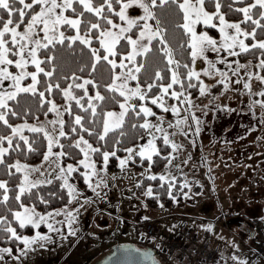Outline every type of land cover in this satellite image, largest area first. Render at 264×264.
Masks as SVG:
<instances>
[{
    "label": "snow or ice",
    "instance_id": "1",
    "mask_svg": "<svg viewBox=\"0 0 264 264\" xmlns=\"http://www.w3.org/2000/svg\"><path fill=\"white\" fill-rule=\"evenodd\" d=\"M169 3L174 4L182 13L179 27L187 34L186 43L190 48L191 63L182 64L181 60L176 59L172 47L165 38V30L161 27L156 6L157 4L166 6ZM134 6L142 9V14L130 15L129 12ZM213 6L214 10H209L207 0H0V80L12 82L6 86L0 84V123L6 126V134L0 133V164L5 165V174L8 177L14 175L13 169L19 174L15 183L9 179H0V203L6 206L5 214L0 215V240L19 242L15 248L10 245L0 246V260L14 257L16 261H20L21 256L28 255L29 249L47 247V241L52 238L50 233H58L62 241L68 239L69 234L72 236L77 234L73 225L77 221L78 209L83 205L77 201L75 208L65 204L61 208H51L49 211L41 212L36 203H25L26 199L39 200L45 205L49 203L43 195L38 193L34 195L33 190L38 189L39 185H50L53 179L58 178L62 181L60 188L67 191L68 201L71 202L79 197V200L88 203L91 198L83 195V189L69 180L73 172H81L79 166H83L81 174L87 188L98 195H103L100 189L109 186L106 176L110 157L118 160L122 170L130 168L137 160L141 165L146 160L148 169H151L155 164L154 157L158 155L165 156L168 166L171 165L173 152L162 150L156 137L162 136L164 145H171L172 149H176L178 145L170 139L163 115L157 116L155 123L148 119L150 115L156 113L145 102L150 100L159 109L168 111L170 108L173 114L178 115L179 105L192 106V95L185 90L186 82L188 88L193 87L192 78L198 82L201 94L207 93L212 87L202 79L201 74L215 76L219 73L220 80L216 83H223L224 87L228 88L230 73L218 68L216 63L205 54L206 49L211 48L217 52L216 60L223 61L231 69V73L236 75L237 81L241 79V69L247 68L251 62L242 64L237 59L233 64L225 56L220 55V52L237 56L239 53H248L249 50L255 52L258 49L259 59L255 63V69L264 70V38H258L257 35L258 29L264 33V0H250V2L244 0L242 6L238 5L236 0H232L228 7L230 11L242 14V19L238 20L226 18L222 10V0H213ZM69 9L71 14H66V10ZM87 14L91 15L86 18ZM214 19H218V23H214ZM151 20H155V24L150 22ZM201 22L217 28L219 37L210 35L206 30L198 31L197 24ZM157 38L161 44L159 51L165 53L164 59L167 61L165 67L170 72L166 83L163 82L166 78L165 73L159 66L155 67L154 74L148 75L146 80H142L140 76L142 70L146 69L148 61L139 57L149 53L153 41ZM245 38H250L251 42H247ZM77 41L83 46L81 54L85 48L88 50L93 72L98 63L106 62L109 74L102 83L103 92L100 90L101 81L89 75H78L76 71H72L70 76L54 77V70L57 68L54 54L57 45H66L75 51L74 42ZM198 57H202L206 62L205 67L199 69L196 67ZM9 65H14L18 71H11ZM29 65L34 66V69L29 70ZM48 65H51L50 69ZM83 67L85 66L81 65V68ZM181 68L184 69L183 72ZM40 74L47 79H43ZM244 75L247 78L244 79L243 87L249 92H252L253 77L260 82L255 95L261 99L252 100L250 103L258 104L264 115V74L253 70L247 71ZM25 77H29L30 82L22 83ZM54 78L55 82H53ZM176 85H179L178 90ZM54 90L62 95L64 106L49 98ZM20 93H31L34 97H38L39 105L47 107L48 112H54L55 117L44 122H29L28 117L32 115L31 108L18 111L12 103L15 101L19 104ZM165 96L175 98L177 103H165ZM133 98H138V103H133ZM73 101L78 111H73ZM107 101L118 104L119 111L110 109L98 113V104ZM223 107L228 106L223 105ZM187 110L185 108V112ZM48 112L44 113L45 117L48 116ZM65 112L73 117L70 131L65 130L69 126V122L63 118ZM129 113L138 118V123L133 122L132 127L136 128L139 125L146 130L148 139L146 142L131 144L124 149L126 155L118 156L117 145L120 137L116 138V144L108 150L105 146L107 134L110 129L123 126ZM22 114L23 120L18 123L11 122V117L19 119ZM100 115H102V127L97 128ZM141 117L143 118L139 119ZM192 119L197 121L196 131L199 132V119L194 112ZM186 120L187 116L181 117L175 121V125L180 126ZM87 121H91V125H88ZM171 126L169 122L168 127ZM25 130L35 134L42 133L46 139V149L43 151V159L39 165L24 163L19 159L13 163L6 162L5 154L11 150H27L26 154L37 151L34 147V138L26 135ZM248 131H251V128ZM83 133H88L89 136L96 135L98 142L94 144ZM63 137L70 138L69 147L74 146L82 154L78 161L61 163L71 155L61 142ZM99 141H104L105 144H100ZM55 146H59L58 151H54ZM97 155L101 156L100 161H97ZM45 163H49L50 168L56 169L55 175L51 178H35L34 174L37 172L40 176H44V171L41 169ZM145 174L152 180L158 176L160 187H164L167 181V194L175 199L172 181L176 180V176L167 171L155 173L147 169ZM185 183V180L180 181L181 186ZM196 183L200 182L197 180ZM136 184L139 186L141 180L138 179ZM188 187L191 188V185ZM144 194L159 201L160 192L154 190V185L151 183L147 185ZM183 194L187 197L189 192ZM103 198L107 199V196ZM10 199L15 200L14 207L8 206ZM59 215H62L63 219L57 221L55 217ZM42 224L47 226V232L40 231ZM57 224L66 225L67 232H64L62 227H56ZM29 226L34 230L31 234L28 233ZM202 227L211 229L212 225L207 224ZM234 246L238 247V245ZM136 253L142 255L145 260H150L151 264H158L151 252L147 250L141 252L140 249H136ZM232 259L236 264H244L247 257L233 253Z\"/></svg>",
    "mask_w": 264,
    "mask_h": 264
},
{
    "label": "rangeland",
    "instance_id": "2",
    "mask_svg": "<svg viewBox=\"0 0 264 264\" xmlns=\"http://www.w3.org/2000/svg\"><path fill=\"white\" fill-rule=\"evenodd\" d=\"M231 2L232 0H222V10L226 18L242 19L241 13L230 11L228 5ZM236 2L242 6L244 0H236ZM66 14L71 13L66 10ZM129 14H142V9L134 6ZM198 25L202 28L199 29ZM205 26L212 25H204L201 22L197 24V30H206L210 35L219 37L218 29L215 35ZM205 54L216 63L218 68L230 73L228 88H225L223 83H216L220 80L219 73L215 76L201 74L202 79L212 87L207 93L201 94L198 86L197 94L192 95V106L179 105L178 115L173 114L170 108L168 111L159 109L150 100L145 102L156 113V115H150L148 119L155 123L157 116L163 115L170 139L178 145L176 149L170 150L173 152L171 165L168 166L167 161L164 167L155 173L167 171L176 176L179 182L185 180L184 192H189V195L186 197L182 194L180 199L175 198L169 206L160 204L157 208L151 207L145 203L143 197L136 194L135 185L138 179L148 176L145 174L146 169L154 171L148 169V164L141 165L138 160L131 164L130 168L122 170L118 160L110 157L106 176L109 186L100 189L103 195L94 193L87 188L86 184L81 187L69 177L70 182L83 189V195L91 198L88 203L79 200V197L66 203L70 208H75L77 201L83 205L81 209H78L77 221L73 225L77 233L75 236L69 234L68 239L62 241L58 233H50L52 238L47 241V247H34L28 250L27 256H21L20 261H16L13 257L0 260V264L67 262L94 264L110 247L108 245L114 242H133L142 246L140 222L145 217L155 221L156 226L161 229L160 234L163 239L177 236L181 231L196 234L198 239L205 237L213 245L211 247L218 248L224 264H236L232 259L233 253L247 257L244 264H264V115L258 104L250 103L252 100L261 99L255 95L260 82L255 77L252 78V92L243 87L244 79L247 78L244 74L247 71L256 70L264 74V70L255 69L259 50L255 52L249 50L248 53H239L237 56H229L226 52L219 53L233 64L237 59L242 64L251 62L247 68L241 69L239 81L223 61L216 60L217 52L208 48ZM183 57L185 62L191 63L189 52ZM143 58L147 59L148 64L140 76L142 80H146L148 75L154 74L160 60L153 54H145ZM205 66L206 62L203 58L198 57L196 67L199 69ZM28 68L33 70L34 66L29 65ZM9 69L18 71L14 65H9ZM27 82H30L29 77H25L22 81V83ZM11 83V80H0V84L5 86ZM194 83L198 84L195 78ZM176 88L179 89V87ZM134 101L135 98L133 103ZM165 103L171 104L177 101L175 98L165 96ZM57 104L64 106V100ZM223 105L228 107L225 108ZM185 108L188 109L187 112ZM113 110L119 111V106ZM193 112L199 119V132L196 131L197 121L192 119ZM184 116H187V120L180 126H176L175 121ZM53 117L55 113L51 112L49 117L32 123L44 122ZM169 122L172 124L171 127H168ZM48 127L51 129V125ZM249 128L251 131H248ZM246 132L247 135H245ZM147 139L145 130L136 144L146 142ZM180 145L183 147H179ZM54 151L58 149L54 148ZM124 155L126 153L122 156ZM41 160L28 164L39 165ZM81 167L83 170V166ZM41 170L44 171V176H40L37 172L34 174L35 178H51L56 172L55 168H50L49 163H45ZM141 174L144 175L141 176ZM197 180L199 184L196 183ZM188 185H191V188ZM104 196H107V199H104ZM61 207L63 205L56 208ZM55 218L60 221L63 216L59 215ZM207 224H211L212 228L202 227ZM55 226L62 227L63 231L67 232L66 225ZM40 231L47 232V226L42 224ZM250 232H253L252 236L249 235ZM151 242L157 244L155 239ZM175 254L177 255V251L173 253L174 257H176ZM170 263L175 262L170 260Z\"/></svg>",
    "mask_w": 264,
    "mask_h": 264
},
{
    "label": "trees",
    "instance_id": "3",
    "mask_svg": "<svg viewBox=\"0 0 264 264\" xmlns=\"http://www.w3.org/2000/svg\"><path fill=\"white\" fill-rule=\"evenodd\" d=\"M209 10H214L213 6V0H207ZM68 12L71 13V10L69 9ZM156 12L158 13V18L161 21V27L162 29L165 30V38L168 40L169 45L172 47L174 51V55L176 59L181 60L182 64L185 62L184 60V55L189 52V46H187V34L184 32V30L179 27L180 23L182 22V13L174 4L169 3L166 6H160L157 4L156 6ZM91 14H87L86 18L90 16ZM118 19V17H116ZM214 21H218V19H214ZM153 24H155V20H151ZM242 26H248V25H242ZM198 28H202L201 25H198ZM206 29L212 31L213 34H217L218 30L217 28L213 26H205ZM258 38H264V33H262L261 30L258 29ZM181 41L184 43L182 44ZM247 42H251L250 38H246ZM76 44V49L75 51H72V49L66 45H57V49L55 51V59L54 62L57 64V68L54 70V77L55 76H70L72 71H76L78 75H89L92 76L93 78L101 81V91L103 92L104 89L102 87L103 81H105L108 77V68L106 67V62H101L98 63L96 70L93 72L91 70L90 62H89V56H88V50L85 48L83 54H81V48L83 47L82 45L79 44V42H74ZM161 47L159 39H155L153 41V47L147 54H153L155 57H158L160 60L159 67L164 71L165 73V80L163 82H168V78L170 77V72L168 69L165 67L167 64L166 60L164 59L165 53H162L159 51ZM43 51V50H42ZM143 58V57H139ZM81 65H84L85 67L81 68ZM49 69L51 68V65H48ZM181 71L183 72L184 69L181 68ZM43 79H47L43 77V74H40ZM53 82H55V78L53 79ZM192 83L193 87L188 88L187 87V82L185 83V90L189 91L191 95L195 96L198 92V84L194 83V78H192ZM62 86H64L62 82ZM43 87V85H41ZM155 87V86H154ZM175 87H179V85H176ZM156 91H158V88H156ZM94 94V90H93ZM155 94V92H153ZM19 95V104H17L15 101H12L13 105L17 107L18 111H22L23 108H31L32 110V115L28 117L29 122H34L36 120H41L45 117L44 113L48 112L47 107L40 106L38 103V97H34L31 93H20ZM118 95V94H117ZM50 99H54L56 103L61 102L63 100L62 95L55 91L53 94L49 97ZM134 103H138V98H135ZM73 104V111H78V109L75 106V102H72ZM118 104H116L113 101H107V102H102L98 104V113H102L103 111L106 110H113L118 108ZM81 114H84L81 112ZM51 115V112H48L49 117ZM90 115V112L88 113ZM63 118L69 122V126L66 127V131H70V122L73 119L72 116H70L67 112L63 114ZM143 117L139 118L142 119ZM24 119L23 114L19 119L16 117H11L10 120L13 123H18L21 120ZM137 122L138 123V118L134 116V114L129 113V115L126 117V122L123 126L119 128H114L110 129V131L107 134V143H106V148L108 150H111L113 144H116V138L120 137V141L117 145L118 147V156H122L125 152L124 149L129 147L131 144H136L139 139L144 135L145 130L139 127V125L136 128L132 127V123ZM88 125H91V121H87ZM97 128L102 127V115L99 116L98 122L96 125ZM5 128L2 123H0V133H5ZM6 134V133H5ZM25 134L29 135L30 137H33L35 140L34 147L37 149L35 152L27 153L26 151H21V150H11L9 153L5 154V159L7 163H13L15 160L19 159L22 162H27V163H37L43 158V151L46 149V139L43 137L42 133L35 134V133H30L28 130H25ZM86 138H89L91 142L94 144L97 143V136L96 135H91L89 136L88 133H83ZM75 137V134L73 135V138ZM158 141L159 146L164 150L165 152H169L171 150L170 145H164L162 137H157L156 138ZM61 142L65 145V150L70 151L71 155L69 157H66L64 160H62L63 163L65 162H76L78 161L82 154L79 153V150L76 149L74 146H71V139L67 137L61 138ZM100 144H105L104 141H99ZM55 149L59 150V146H55ZM97 161L101 160V156L97 155L96 156ZM155 159V164L151 168L152 171L157 172L160 169L164 167L166 162L168 161L165 156L163 155H158L154 157ZM145 164H147V161H144ZM81 168L82 172V167ZM81 172H73L72 176H70L72 181L77 182L81 187L85 186V183L82 178ZM14 175L12 177H8L5 174V165L0 164V179H9L13 183L18 181V175L15 173V169H13ZM141 184L138 186L137 184L135 185V191L136 194L140 197H143L145 203L151 207L157 208L160 204L164 206H169L171 202L174 200L172 197H170L167 194V181L165 182L164 187H160V180L159 177L155 180H152L149 176L143 177L140 179ZM60 181L58 178L53 179L52 184H42L38 186V189L33 190L34 195L36 193L43 195L45 199L49 201L47 205H45L42 201L39 200H32V199H26L25 203H36L37 208L40 211H48L51 208H56L59 206H62L68 202L67 199V191L66 189H61L60 188ZM153 184L154 185V190L160 192V198L159 201L155 197H149L146 196L145 189L148 184ZM173 184V196L175 198L180 199L182 197V194L184 190H186L185 186H181L179 180L172 181ZM55 193V195H52ZM16 205V202L14 199H10V204L8 205L9 207H14ZM6 211V206L3 203H0V215L5 214ZM23 231V230H21ZM33 229L31 227H28V233L31 234ZM201 240H204L211 245L205 237H202ZM19 242L13 240V241H3L0 240V246L4 245H10L15 248V246ZM22 245V244H21ZM20 245V246H21Z\"/></svg>",
    "mask_w": 264,
    "mask_h": 264
},
{
    "label": "built area",
    "instance_id": "4",
    "mask_svg": "<svg viewBox=\"0 0 264 264\" xmlns=\"http://www.w3.org/2000/svg\"><path fill=\"white\" fill-rule=\"evenodd\" d=\"M141 229L145 236L151 237L156 232V225L152 221H145ZM156 250L162 257H167L169 263L170 260L175 262L171 264H222L217 249L198 239L196 234L187 232L181 231L167 240L158 238ZM176 251L177 255L174 257L173 253Z\"/></svg>",
    "mask_w": 264,
    "mask_h": 264
},
{
    "label": "water",
    "instance_id": "5",
    "mask_svg": "<svg viewBox=\"0 0 264 264\" xmlns=\"http://www.w3.org/2000/svg\"><path fill=\"white\" fill-rule=\"evenodd\" d=\"M250 236L253 232L249 233ZM125 246H132L131 248ZM136 249L141 252L147 250L155 257L158 264L160 262L156 258V251L151 246H139L133 242H116L113 243L107 251L95 261L94 264H151L150 260H145L142 255L136 253Z\"/></svg>",
    "mask_w": 264,
    "mask_h": 264
},
{
    "label": "flooded vegetation",
    "instance_id": "6",
    "mask_svg": "<svg viewBox=\"0 0 264 264\" xmlns=\"http://www.w3.org/2000/svg\"><path fill=\"white\" fill-rule=\"evenodd\" d=\"M89 262H83V263H80V264H88ZM59 264H77V263H69V262H67V263H59Z\"/></svg>",
    "mask_w": 264,
    "mask_h": 264
},
{
    "label": "crops",
    "instance_id": "7",
    "mask_svg": "<svg viewBox=\"0 0 264 264\" xmlns=\"http://www.w3.org/2000/svg\"><path fill=\"white\" fill-rule=\"evenodd\" d=\"M160 230H161V229H159V233H160ZM262 232H263V231H262ZM260 242H261V241H260ZM114 243H115V242H114ZM261 243H262V242H261ZM108 246H111V245L109 244Z\"/></svg>",
    "mask_w": 264,
    "mask_h": 264
}]
</instances>
